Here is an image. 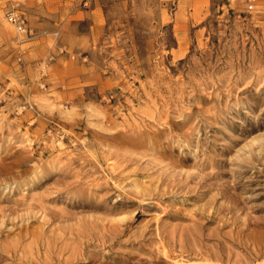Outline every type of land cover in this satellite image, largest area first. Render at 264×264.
<instances>
[{"label": "rangeland", "instance_id": "obj_1", "mask_svg": "<svg viewBox=\"0 0 264 264\" xmlns=\"http://www.w3.org/2000/svg\"><path fill=\"white\" fill-rule=\"evenodd\" d=\"M215 256L264 264V0H0V264Z\"/></svg>", "mask_w": 264, "mask_h": 264}, {"label": "bare ground", "instance_id": "obj_2", "mask_svg": "<svg viewBox=\"0 0 264 264\" xmlns=\"http://www.w3.org/2000/svg\"><path fill=\"white\" fill-rule=\"evenodd\" d=\"M239 239H233V242H236V241H238ZM240 242V241H239ZM168 251V250H167ZM164 253H166V248H164ZM167 254V253H166ZM215 259L217 260V261H219L217 264H222V262H223V259H222V257L221 256H215ZM251 260H253V259H251ZM176 263L177 264H195V263H183V262H181V261H176ZM198 264V263H197Z\"/></svg>", "mask_w": 264, "mask_h": 264}, {"label": "built area", "instance_id": "obj_3", "mask_svg": "<svg viewBox=\"0 0 264 264\" xmlns=\"http://www.w3.org/2000/svg\"><path fill=\"white\" fill-rule=\"evenodd\" d=\"M250 2L252 1V0H249Z\"/></svg>", "mask_w": 264, "mask_h": 264}]
</instances>
